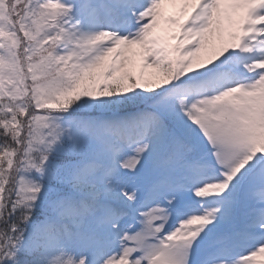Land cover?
<instances>
[{
    "label": "snow or ice",
    "instance_id": "6c2138e0",
    "mask_svg": "<svg viewBox=\"0 0 264 264\" xmlns=\"http://www.w3.org/2000/svg\"><path fill=\"white\" fill-rule=\"evenodd\" d=\"M0 264H264V0H0Z\"/></svg>",
    "mask_w": 264,
    "mask_h": 264
},
{
    "label": "rangeland",
    "instance_id": "374dc122",
    "mask_svg": "<svg viewBox=\"0 0 264 264\" xmlns=\"http://www.w3.org/2000/svg\"><path fill=\"white\" fill-rule=\"evenodd\" d=\"M169 11H173V9L169 8Z\"/></svg>",
    "mask_w": 264,
    "mask_h": 264
}]
</instances>
